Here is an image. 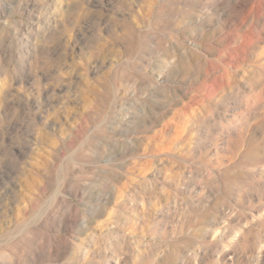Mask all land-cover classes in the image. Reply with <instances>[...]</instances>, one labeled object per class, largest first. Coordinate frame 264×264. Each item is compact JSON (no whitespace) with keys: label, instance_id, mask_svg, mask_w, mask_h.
<instances>
[{"label":"rangeland","instance_id":"rangeland-1","mask_svg":"<svg viewBox=\"0 0 264 264\" xmlns=\"http://www.w3.org/2000/svg\"><path fill=\"white\" fill-rule=\"evenodd\" d=\"M0 264H264V0H0Z\"/></svg>","mask_w":264,"mask_h":264}]
</instances>
